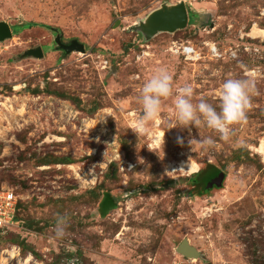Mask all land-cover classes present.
<instances>
[{"label": "rangeland", "instance_id": "rangeland-1", "mask_svg": "<svg viewBox=\"0 0 264 264\" xmlns=\"http://www.w3.org/2000/svg\"><path fill=\"white\" fill-rule=\"evenodd\" d=\"M180 2L186 27L150 36L151 16ZM0 22L12 32L0 41V188L15 189L23 221L0 232V250H20L6 264H264V41L249 34L264 30V0H0ZM174 41L202 58L172 54ZM208 41L237 57H210ZM161 68L214 106L225 80L253 79L246 122L229 141L183 128L173 96L137 135L142 86ZM184 238L200 258L176 251Z\"/></svg>", "mask_w": 264, "mask_h": 264}, {"label": "clouds", "instance_id": "clouds-1", "mask_svg": "<svg viewBox=\"0 0 264 264\" xmlns=\"http://www.w3.org/2000/svg\"><path fill=\"white\" fill-rule=\"evenodd\" d=\"M256 94L255 81L230 78L225 80L219 91L217 106L201 98L193 102L194 90L190 85L174 88L173 76L165 68H161L147 80L141 89L143 115L137 121L134 132L137 135L148 134V123L160 114L162 101L175 96V109L178 124L183 128L201 125L219 134L220 138L229 141L236 125L246 122L247 112L252 107V97ZM201 145L214 146L215 141L209 137L198 140ZM63 234V221L57 224V235Z\"/></svg>", "mask_w": 264, "mask_h": 264}, {"label": "built area", "instance_id": "built-area-1", "mask_svg": "<svg viewBox=\"0 0 264 264\" xmlns=\"http://www.w3.org/2000/svg\"><path fill=\"white\" fill-rule=\"evenodd\" d=\"M208 47V54L210 57L219 59L228 57L233 59L237 57L239 46L228 47L224 50L218 47L215 41H208L205 43ZM245 51H248V47H244ZM169 51L177 56H182L187 62H196L202 58L200 50L192 45L174 41L169 46ZM3 102L0 101V106ZM1 133V130H0ZM19 196L16 194L15 189L12 187L0 188V232H6L7 230L21 229V224L16 221V210L19 203ZM20 250L18 247L13 246L0 250V264H6L19 257ZM264 260V258H263ZM64 264H82V262L75 256L67 257ZM185 264V263H175ZM221 264H228L223 262Z\"/></svg>", "mask_w": 264, "mask_h": 264}, {"label": "water", "instance_id": "water-1", "mask_svg": "<svg viewBox=\"0 0 264 264\" xmlns=\"http://www.w3.org/2000/svg\"><path fill=\"white\" fill-rule=\"evenodd\" d=\"M188 24V13L184 2H180L177 5L166 9L164 11H157L151 16V21L147 27L148 34L150 36L155 35L158 32H175L179 29L186 27ZM12 32L9 25L5 22H0V41L7 37H11ZM58 45H60L57 39ZM66 50L73 49L83 50V46L72 42L65 46ZM29 54L40 57L43 55L41 48L31 49ZM224 179V174L219 173L216 177L210 179L208 185H221ZM176 251L183 255L185 258H200L201 253L192 246L189 241L184 238L176 247Z\"/></svg>", "mask_w": 264, "mask_h": 264}, {"label": "bare ground", "instance_id": "bare-ground-1", "mask_svg": "<svg viewBox=\"0 0 264 264\" xmlns=\"http://www.w3.org/2000/svg\"><path fill=\"white\" fill-rule=\"evenodd\" d=\"M249 34L253 38H260L262 41H264V30H261V29L257 28L256 25L253 27V29L250 31ZM258 151H260V152H262L264 154V140H262L260 146L258 147ZM179 167L182 168V169L188 168L190 173H192V172H194V171H196L198 169V165H196L195 163L189 164V163H186L183 160L180 161Z\"/></svg>", "mask_w": 264, "mask_h": 264}, {"label": "trees", "instance_id": "trees-1", "mask_svg": "<svg viewBox=\"0 0 264 264\" xmlns=\"http://www.w3.org/2000/svg\"><path fill=\"white\" fill-rule=\"evenodd\" d=\"M30 24H32V23H30ZM103 205L105 206V208H112V207H114L115 206V199H113V197L111 196V195H107V197H106V199H105V201H104V203H103ZM18 209H19V203H18V205H17V210H16V216H15V218H16V221L18 222V223H20V224H23L22 222V220L18 217V215H17V211H18Z\"/></svg>", "mask_w": 264, "mask_h": 264}, {"label": "flooded vegetation", "instance_id": "flooded-vegetation-1", "mask_svg": "<svg viewBox=\"0 0 264 264\" xmlns=\"http://www.w3.org/2000/svg\"><path fill=\"white\" fill-rule=\"evenodd\" d=\"M217 174H218L217 172L212 173V174L209 176V178L215 177Z\"/></svg>", "mask_w": 264, "mask_h": 264}]
</instances>
